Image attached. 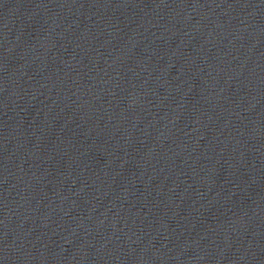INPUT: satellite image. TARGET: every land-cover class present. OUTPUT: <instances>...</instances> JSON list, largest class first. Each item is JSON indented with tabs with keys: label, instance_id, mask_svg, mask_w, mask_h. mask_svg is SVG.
Here are the masks:
<instances>
[{
	"label": "water",
	"instance_id": "water-1",
	"mask_svg": "<svg viewBox=\"0 0 264 264\" xmlns=\"http://www.w3.org/2000/svg\"><path fill=\"white\" fill-rule=\"evenodd\" d=\"M0 264H264V0H0Z\"/></svg>",
	"mask_w": 264,
	"mask_h": 264
}]
</instances>
